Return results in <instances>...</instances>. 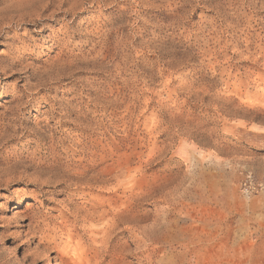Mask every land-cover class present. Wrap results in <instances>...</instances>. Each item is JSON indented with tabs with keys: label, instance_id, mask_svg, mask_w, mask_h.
I'll return each mask as SVG.
<instances>
[{
	"label": "rangeland",
	"instance_id": "1",
	"mask_svg": "<svg viewBox=\"0 0 264 264\" xmlns=\"http://www.w3.org/2000/svg\"><path fill=\"white\" fill-rule=\"evenodd\" d=\"M0 264H264V0H0Z\"/></svg>",
	"mask_w": 264,
	"mask_h": 264
},
{
	"label": "bare ground",
	"instance_id": "2",
	"mask_svg": "<svg viewBox=\"0 0 264 264\" xmlns=\"http://www.w3.org/2000/svg\"><path fill=\"white\" fill-rule=\"evenodd\" d=\"M7 170V169H6ZM102 172V171H101ZM125 177V176H124ZM125 189V188H124ZM123 195V194H122ZM124 197V196H123ZM16 207V206H15ZM14 207V208H15ZM13 208V209H14ZM87 214L89 215V216H91L92 218H94V217H96V216H98V217H100V218H105L106 216H107V211L106 210H98L97 209V207L95 206V205H91V207L90 208H88L87 209ZM111 219V218H110ZM105 223V222H104ZM103 224V223H102ZM108 226V225H107ZM106 229V228H105ZM109 229V228H108ZM116 229H118V228H116ZM180 234V233H179ZM144 235V237L146 238V239H151L152 238V235H149V234H147L146 232L143 234Z\"/></svg>",
	"mask_w": 264,
	"mask_h": 264
}]
</instances>
